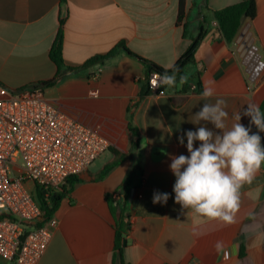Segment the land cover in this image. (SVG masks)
Wrapping results in <instances>:
<instances>
[{"label": "crops", "instance_id": "obj_1", "mask_svg": "<svg viewBox=\"0 0 264 264\" xmlns=\"http://www.w3.org/2000/svg\"><path fill=\"white\" fill-rule=\"evenodd\" d=\"M242 1L206 0V5L218 11ZM255 1L257 16L246 20L234 42L228 43L213 14L203 11L202 0H185L181 22L180 0H0V83L22 89L54 79L58 67L51 50L64 19L63 58L67 67L79 70L45 88V99L98 129L112 143L111 149L124 155L104 179L96 175L113 159L110 149L79 176L81 181L54 213L52 239L39 264H264V166L252 184L242 187L232 224L190 209L181 214L174 202L176 178L169 167L170 155H188L186 136L185 145L177 137L199 127L188 118L203 103L224 99L228 127L248 103L261 109L264 0ZM202 22L207 32L195 59L202 92L210 85L215 95L204 100L202 92L164 86L163 92L141 98L147 66L121 46L171 69ZM247 24L256 49L251 57L237 42ZM113 51L110 59L82 69L89 60ZM249 121L242 116V124L248 126ZM130 122L137 129L136 146L131 144ZM252 131H257L254 125ZM260 135L264 144V133ZM156 191L169 194L167 204L152 203ZM111 203L117 206L115 213ZM121 209L128 229L119 251L116 226ZM218 241L220 249L215 247ZM0 264L15 263L0 257Z\"/></svg>", "mask_w": 264, "mask_h": 264}, {"label": "built area", "instance_id": "obj_2", "mask_svg": "<svg viewBox=\"0 0 264 264\" xmlns=\"http://www.w3.org/2000/svg\"><path fill=\"white\" fill-rule=\"evenodd\" d=\"M160 75H150L153 93H161ZM111 146L98 129L48 102L43 89L0 83V257L39 264L52 239V219H46L29 184L61 192L70 177L89 171Z\"/></svg>", "mask_w": 264, "mask_h": 264}, {"label": "clouds", "instance_id": "obj_3", "mask_svg": "<svg viewBox=\"0 0 264 264\" xmlns=\"http://www.w3.org/2000/svg\"><path fill=\"white\" fill-rule=\"evenodd\" d=\"M187 82L181 76L179 84ZM177 86L175 73L159 76L157 87ZM202 98L208 100L215 95L214 88L206 85ZM227 102L216 99L215 103H203L188 122L198 125L177 137L185 145L188 155L171 156L169 165L175 176L173 185L174 202L181 206V214L190 209L195 214L224 224L235 222L240 208V192L250 185L264 166V144L260 133H264V112L257 103L250 102L241 112L234 114L236 121L228 127ZM242 116L250 117L249 125L241 123ZM203 122V123H202ZM213 127L209 128L207 125ZM257 129L252 131V126ZM199 142L194 147L195 142ZM167 155V153H165ZM168 193L154 192L153 204H167ZM215 247L220 249L222 242Z\"/></svg>", "mask_w": 264, "mask_h": 264}, {"label": "trees", "instance_id": "obj_4", "mask_svg": "<svg viewBox=\"0 0 264 264\" xmlns=\"http://www.w3.org/2000/svg\"><path fill=\"white\" fill-rule=\"evenodd\" d=\"M202 1H203L202 4L203 11H209L213 14L214 18L218 23L220 34L228 43L234 42L246 20L252 21L257 16V4L255 0H243L238 4L228 6L218 11H210V9L206 5V0H202ZM184 13H185V0H180L179 22L182 21L184 17ZM60 23H61V27L51 50V59L58 67V73L56 77L50 81L42 82L39 83L38 85L30 86L27 88H31V89L41 88L44 90L45 88H49L56 85L64 77H66L68 72H77L79 70V69L67 67L65 64L63 58L64 34L62 29V26L64 25V19H61ZM206 32H207V25L205 22H202L199 28V32L195 37H193L189 48L183 53V55L180 57L178 62L171 69H164L159 65L155 64L154 62L138 56L137 54L127 49L124 45L121 46V48H123L130 56L137 58L147 66L145 89L141 91V95H140L141 98L146 97L147 95L152 93L149 84V78L150 75L154 72H159L160 74H163L165 72H167L168 74L175 73L177 77V86H175L174 88L179 89V92H192V93L202 92L201 70L198 69L195 55L197 53V50L199 49L201 42L203 41L206 35ZM114 54L115 51L105 56L95 57L89 60L82 67V69L87 68L94 64L103 63L104 61L113 57ZM181 76L187 77V82L183 85L179 84V79ZM192 82L196 86L195 89L192 88ZM163 91L164 90L161 89V92ZM261 111L264 112V101L261 105ZM129 130L133 136V138L131 139V144L132 146H136L137 140H135V137L137 136V129L132 125L131 122L129 124ZM110 151L113 154V159L110 162L106 163L103 166V168L97 173L96 176L98 179H104L115 167L119 166L123 162L124 155L122 153L111 148ZM80 181L81 179L77 176L70 177L67 180L66 184L64 185L63 190L61 192H55L53 194H49L48 191L44 190L43 188L37 185L35 186L36 191L35 194L33 195L37 200V202L40 204L42 210L45 212V217L48 221H50L53 218L54 213L58 209L62 199L66 195H68L73 190L74 186ZM111 206L113 208V212L114 210L116 212L117 206H113L112 203ZM120 212L121 213L117 216L116 247L119 251H122V243L123 240L125 239L126 229L128 228H125L126 223H124L121 217L122 214H124L125 209H121ZM243 252H244V248L242 247L241 254H243Z\"/></svg>", "mask_w": 264, "mask_h": 264}, {"label": "water", "instance_id": "obj_5", "mask_svg": "<svg viewBox=\"0 0 264 264\" xmlns=\"http://www.w3.org/2000/svg\"><path fill=\"white\" fill-rule=\"evenodd\" d=\"M237 42L240 44V51L244 55H248L251 57L253 53L256 51L254 47V40L252 38V34L250 32V24H247L243 31L238 36ZM126 239L124 240V244H126Z\"/></svg>", "mask_w": 264, "mask_h": 264}, {"label": "rangeland", "instance_id": "obj_6", "mask_svg": "<svg viewBox=\"0 0 264 264\" xmlns=\"http://www.w3.org/2000/svg\"><path fill=\"white\" fill-rule=\"evenodd\" d=\"M107 154V153H106ZM106 154H104L102 157H104ZM18 175V173L14 172L13 174V177H16ZM29 188V191L32 193V194H35V186L33 184H29L28 186Z\"/></svg>", "mask_w": 264, "mask_h": 264}]
</instances>
